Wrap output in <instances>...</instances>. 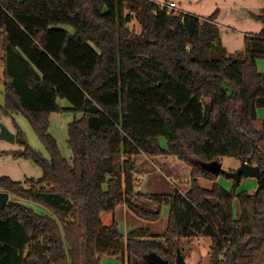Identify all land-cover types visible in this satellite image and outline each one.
<instances>
[{
    "label": "trees",
    "instance_id": "trees-1",
    "mask_svg": "<svg viewBox=\"0 0 264 264\" xmlns=\"http://www.w3.org/2000/svg\"><path fill=\"white\" fill-rule=\"evenodd\" d=\"M132 13L140 33L129 27ZM217 13L175 12L154 0H0L4 111L24 113L50 154L23 153L42 167L38 179L0 176L11 197L46 208L12 199L0 207V264H102L101 255L146 264L152 251L177 264L180 240L193 237L211 238V264H264V118L257 113L264 50L256 46L264 28L234 55L220 42ZM252 15L264 22V9ZM60 97L83 113L68 127L71 161L48 131ZM139 153L186 162L190 188L136 191ZM231 156L260 167L256 192L236 195L202 166ZM137 196L159 208L137 204ZM121 203L147 220L169 205L166 231L137 228L125 237L116 221L104 224L103 211Z\"/></svg>",
    "mask_w": 264,
    "mask_h": 264
},
{
    "label": "rangeland",
    "instance_id": "rangeland-1",
    "mask_svg": "<svg viewBox=\"0 0 264 264\" xmlns=\"http://www.w3.org/2000/svg\"><path fill=\"white\" fill-rule=\"evenodd\" d=\"M156 2H170L172 0H154ZM178 7L175 12L188 11L197 15L209 16L218 9L217 23L222 27L220 42L234 55L245 49V38L249 35L260 34L264 28L262 20L253 17L252 13L259 14L264 9V0H174ZM162 4V3H160ZM129 23L131 29L142 31V25L135 13ZM71 33L75 29L70 25H58ZM259 49L264 50V43L256 44ZM3 35L0 30V133L2 126H6L12 133L16 134V141L11 142L0 138V176H10L14 180L25 182L27 178L38 179L43 175V169L31 156L23 155L25 149L30 147L38 151L42 156L49 158L50 154L46 145L35 131L33 125L22 112H9L5 110L4 95V62H3ZM258 69L264 73V58H258ZM205 101H208L204 98ZM61 110L52 112L48 118V131L56 139L59 150L64 157L72 160L73 153L68 145V127L75 119L82 117L81 112L67 109L72 107L71 102L64 97L58 98ZM258 116L264 118V106L258 107ZM20 136L17 137V134ZM163 147H167L164 137L160 138ZM138 164L136 173L137 181L135 190L143 193H169L173 189L187 191L190 188L192 168L186 162L175 155L150 156L145 153L134 155ZM216 161L210 162L214 163ZM242 160L238 157H224L221 159V169L216 172V181L226 190L238 195L243 191L254 193L259 188L258 178L254 176H242L239 180L228 177L221 170L233 171L240 167ZM209 165V166H208ZM211 173H214L212 164L202 163ZM214 181L205 177H199V183L211 188ZM27 186H29L27 184ZM13 201H19L38 212H45L46 208L34 201L12 196ZM134 201L151 211L159 208L158 204L146 197L137 196ZM170 206L164 204L161 208V216L158 220H147L137 216L125 203H121L115 210H105L102 213L104 224L118 223L120 232L126 237L137 228H148L153 233L161 235L168 226ZM234 216H240L238 196L234 198ZM212 240L209 237L183 238L179 247L184 258L183 264H211L210 247ZM102 264H118L121 259L108 255H101Z\"/></svg>",
    "mask_w": 264,
    "mask_h": 264
},
{
    "label": "water",
    "instance_id": "water-1",
    "mask_svg": "<svg viewBox=\"0 0 264 264\" xmlns=\"http://www.w3.org/2000/svg\"><path fill=\"white\" fill-rule=\"evenodd\" d=\"M39 84L38 81H34V85L37 86ZM1 139H6L11 142L16 141V134L12 133L6 126H2L1 133H0ZM215 165L216 167H213V169L216 171L213 174H217L216 172L220 171L221 164L220 161H216L214 163H207ZM209 166V165H208ZM208 170V168H207ZM221 172L228 177L235 178L239 180L242 176H254L259 177L261 170L258 165L250 164L248 162H242L240 167H238L236 170L233 171H227V170H221ZM11 199V194L9 191L6 190H0V207H5L8 202ZM146 264H169V261L165 258H163L158 252L152 251L145 255L144 257ZM184 258L182 254H179L177 264H183Z\"/></svg>",
    "mask_w": 264,
    "mask_h": 264
},
{
    "label": "built area",
    "instance_id": "built-area-1",
    "mask_svg": "<svg viewBox=\"0 0 264 264\" xmlns=\"http://www.w3.org/2000/svg\"><path fill=\"white\" fill-rule=\"evenodd\" d=\"M162 7H167L169 10H175L178 7V4L175 1H170L169 3L160 4Z\"/></svg>",
    "mask_w": 264,
    "mask_h": 264
},
{
    "label": "crops",
    "instance_id": "crops-1",
    "mask_svg": "<svg viewBox=\"0 0 264 264\" xmlns=\"http://www.w3.org/2000/svg\"><path fill=\"white\" fill-rule=\"evenodd\" d=\"M172 1H174V0H172ZM157 3H168V2H157ZM185 12H188V11H185ZM192 13V12H191ZM195 14V13H194ZM198 16H200V17H206V16H202V15H198ZM218 24V26H219V28H220V37H221V30H222V27L219 25V22L217 23ZM215 175V174H214ZM0 190H2V189H0Z\"/></svg>",
    "mask_w": 264,
    "mask_h": 264
}]
</instances>
